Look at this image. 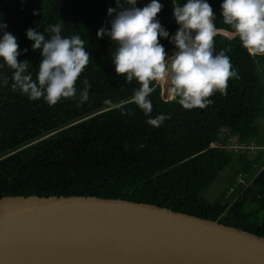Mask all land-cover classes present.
<instances>
[{
    "label": "trees",
    "instance_id": "16d2710c",
    "mask_svg": "<svg viewBox=\"0 0 264 264\" xmlns=\"http://www.w3.org/2000/svg\"><path fill=\"white\" fill-rule=\"evenodd\" d=\"M158 2L163 7L157 19L169 33L159 41L172 55L170 38L179 28L173 8L187 0ZM206 2L218 29L214 53L223 50L230 57L238 78L229 80L226 95L216 92L207 107L191 110L183 108L179 97H164L161 84L154 82L148 97L151 117L170 116L154 127L134 102L140 85L115 72L117 43L106 35L97 38L101 27L110 30L115 13L109 16L108 9L130 8L128 0H0L4 31L16 37L17 59L30 62L33 80L42 57L32 49L28 29L47 39L52 35L49 26L62 24V36L79 35L91 55L76 83V97L53 106L13 89V70L0 59V195L121 197L217 218L264 236V54L246 50L223 22V0ZM149 3L137 0L136 7ZM39 10L40 15H33ZM85 79L91 87L89 99L81 103ZM232 135L237 141L254 139L259 146L252 153L223 148ZM232 159L244 181H231L208 200L205 188Z\"/></svg>",
    "mask_w": 264,
    "mask_h": 264
},
{
    "label": "clouds",
    "instance_id": "9594fccd",
    "mask_svg": "<svg viewBox=\"0 0 264 264\" xmlns=\"http://www.w3.org/2000/svg\"><path fill=\"white\" fill-rule=\"evenodd\" d=\"M132 5L117 11L109 8L110 30L101 27L97 38L108 36L118 45L112 62L118 76L127 83L135 80L140 86L134 92V102L144 112L146 123L160 127L170 119L163 114L151 117L153 106L148 97L153 92V83L163 84L169 94L179 97L183 108L203 109L211 104L216 92L227 94L228 82L238 78L230 57L221 50L214 53L215 13L206 0H187L183 6L173 8L174 18L179 25L170 42L175 51L168 55L159 38H169V33L157 19L163 5L151 0L143 8L136 7L137 0H128ZM223 22L238 36L242 46L252 54H264V0H223L221 4ZM41 10L33 15H40ZM7 25L0 20V59L13 70L12 87L19 88L30 99H45L53 106L62 99L76 97V83L90 63L91 55L84 47L79 35L62 36V24L49 26L52 35L28 29L27 38L34 43L32 49L39 50L41 62L36 80L28 72L30 62L18 61L19 44L14 35L4 31ZM27 52V49L24 50ZM2 67V65H0ZM4 84L8 79L4 78ZM80 94V102L89 99L88 80Z\"/></svg>",
    "mask_w": 264,
    "mask_h": 264
},
{
    "label": "water",
    "instance_id": "95a60500",
    "mask_svg": "<svg viewBox=\"0 0 264 264\" xmlns=\"http://www.w3.org/2000/svg\"><path fill=\"white\" fill-rule=\"evenodd\" d=\"M0 264H264V236L121 197L6 194Z\"/></svg>",
    "mask_w": 264,
    "mask_h": 264
},
{
    "label": "rangeland",
    "instance_id": "374dc122",
    "mask_svg": "<svg viewBox=\"0 0 264 264\" xmlns=\"http://www.w3.org/2000/svg\"><path fill=\"white\" fill-rule=\"evenodd\" d=\"M169 56H171V55H169ZM161 86H162V84H161ZM161 92H162L163 96L165 94H167V97H169V98L173 96L172 94L168 93L167 87L165 89L162 87ZM261 119H262V123H263V117ZM235 139H236L235 135H232L231 139H226V140H230V141L225 142L221 146H223V148H225L227 150L236 151L237 152L238 151L237 149L230 148V147L227 146L231 142L234 143ZM250 140H254V139H250ZM250 140L244 141V142H249ZM218 143H220L219 140H217L216 142H212L211 144L215 145V144H218ZM237 167H238V164H237L235 159H232L231 161H229L228 164L225 167H223V169L220 171L219 175L217 177H215L210 182V184L205 188V190L203 192L205 198H207L208 200H212V198L213 199L216 198L219 195V193L222 190H224L227 187L228 184L231 183V181H233V180H237L238 181L239 179L237 178V175L239 173L242 174V172H238L237 171Z\"/></svg>",
    "mask_w": 264,
    "mask_h": 264
},
{
    "label": "built area",
    "instance_id": "2783aa9c",
    "mask_svg": "<svg viewBox=\"0 0 264 264\" xmlns=\"http://www.w3.org/2000/svg\"><path fill=\"white\" fill-rule=\"evenodd\" d=\"M227 146L230 148H235L237 150H246L248 152H254L256 148L259 146V144L255 140H250L249 142L235 140L234 143L231 142ZM237 178L239 179L238 181L241 182L244 181V177L242 176L241 173L237 175Z\"/></svg>",
    "mask_w": 264,
    "mask_h": 264
},
{
    "label": "bare ground",
    "instance_id": "6f19581e",
    "mask_svg": "<svg viewBox=\"0 0 264 264\" xmlns=\"http://www.w3.org/2000/svg\"><path fill=\"white\" fill-rule=\"evenodd\" d=\"M165 95H166V96H165ZM165 95H164V97H167V94H165ZM168 96H169V95H168ZM167 98H169V97H167ZM245 151H246V150H245Z\"/></svg>",
    "mask_w": 264,
    "mask_h": 264
}]
</instances>
